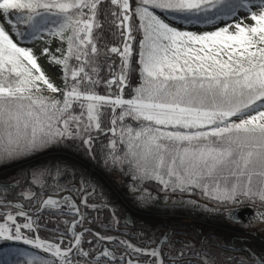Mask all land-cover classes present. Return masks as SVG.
Instances as JSON below:
<instances>
[{
  "label": "snow or ice",
  "instance_id": "6c2138e0",
  "mask_svg": "<svg viewBox=\"0 0 264 264\" xmlns=\"http://www.w3.org/2000/svg\"><path fill=\"white\" fill-rule=\"evenodd\" d=\"M53 152L67 157L40 159ZM81 152L128 178L133 208L156 202L155 182L173 208L231 205L259 243L122 222L74 170ZM9 168L0 264H264V0H0ZM196 192L213 206L183 199Z\"/></svg>",
  "mask_w": 264,
  "mask_h": 264
},
{
  "label": "rangeland",
  "instance_id": "374dc122",
  "mask_svg": "<svg viewBox=\"0 0 264 264\" xmlns=\"http://www.w3.org/2000/svg\"><path fill=\"white\" fill-rule=\"evenodd\" d=\"M67 157L66 153H60V152H53L48 154L45 157ZM45 157H41L40 159L42 160V158ZM68 159L71 161V159H73L74 161H81L80 159L78 160L77 156L73 155L71 157H68ZM52 160V158L50 159ZM54 160V158H53ZM82 162V161H81ZM92 166V164H87L85 167L87 169V171L92 169V177L93 179L95 178L94 175L96 176L97 180H100L102 182V184L107 188L109 194L107 195L106 198H102V200L104 199H108L110 201V204L112 205L113 203L115 205L117 204H121L123 205V207L125 206L126 209H128V211L130 213H133L134 215L139 216V214L141 216H139L140 218L138 219L139 221H142L141 223L147 224L150 228H155L158 230L157 234H159L160 231L162 230H166L168 228V226H176V231L178 233V236L180 239H184V240H192L194 237L196 239H198L197 237V233L200 231H203L204 233H213L216 235H221V236H225V237H236V236H241V229L239 228L238 225L231 223L228 218H226L224 216L223 213V218L220 220L219 219V223H217L216 225L213 224L211 221H209L208 219L205 220L207 217H205L206 215H210V216H218V213L212 214V213H205L202 210H199V212H197L195 214L194 217L199 218V219H192L194 217H192L190 214H188L191 210H193L192 208L186 207V206H178L173 208L171 206V200H175V199H179V195H170L169 200L166 202L165 200V192L161 190L160 186H158L155 183L156 187H151V186H147L148 191L151 193V196L154 198V200L156 202H154L152 204V206L150 208L147 209H135L133 208L132 204H131V200L128 196L127 198V194H125L126 191H123L122 188H120L118 186V182H120V179L118 178V171H112L111 173H107L106 174H102V173H97L95 172V165ZM94 167V168H93ZM0 172H2V174H0V180L4 179L6 176H10L14 173V168H9L6 170H0ZM91 172V171H90ZM95 173V174H94ZM105 175H108V177H105ZM107 179H113L114 180V184L115 186L117 185L118 188H120V190H115L114 188L110 187L109 184L110 182L107 181ZM100 199V197H98ZM99 199H96L97 202H99ZM121 199H124L126 201L123 202ZM183 199H192L195 200L199 203H201V205H212V202H210L209 200H207L206 198H204L199 192H196L192 195H188L185 194V196L183 197ZM223 210H225L227 207H221ZM189 211V212H188ZM160 213V212H164L162 215H155L156 213ZM145 213V214H144ZM155 213V214H154ZM103 217L104 216H109V211L106 210L103 213ZM120 216V215H119ZM121 217V216H120ZM258 227H255L253 229H255L256 231L258 230ZM245 230H252V229H245ZM243 230V231H245ZM253 237H255L254 242L259 243V237L255 236V232H252V236H241L242 239H249L252 240Z\"/></svg>",
  "mask_w": 264,
  "mask_h": 264
},
{
  "label": "trees",
  "instance_id": "16d2710c",
  "mask_svg": "<svg viewBox=\"0 0 264 264\" xmlns=\"http://www.w3.org/2000/svg\"><path fill=\"white\" fill-rule=\"evenodd\" d=\"M97 143H99V141H97ZM75 156H77L78 160L80 159L82 162L81 161H77V160L74 161L73 159H71L70 162H71L72 165H74V170L75 171H77L78 173H82L83 176H85L87 174V169H86L85 166L87 164L89 165V164L93 163L94 161L91 160L89 155H87V154H85L83 152L75 154ZM51 158H52V160H53V158L55 160V159H58L59 157H52L51 156ZM51 158H50V156L49 157H45V158H42V161H51L50 160ZM60 158L62 159L63 157H60ZM94 165H95V163H94ZM95 167H96V169H97V171L99 173H102V174L106 173L100 167H98L96 165H95ZM71 179H72V183L75 184L81 179V176L78 174L74 178H71ZM97 181L99 182V180H97ZM147 186H151L153 188L156 187L155 186V182H151V183L147 184ZM118 212L121 215L123 213V210L118 209ZM137 223L139 224V223H141V221H137ZM137 230L138 229H132V231H137Z\"/></svg>",
  "mask_w": 264,
  "mask_h": 264
},
{
  "label": "bare ground",
  "instance_id": "6f19581e",
  "mask_svg": "<svg viewBox=\"0 0 264 264\" xmlns=\"http://www.w3.org/2000/svg\"><path fill=\"white\" fill-rule=\"evenodd\" d=\"M248 213H244L243 215L244 216H247ZM205 217H207L205 220H209L211 221L212 223L216 224V223H219V220L218 218L214 219V217L210 216V215H206ZM123 230V229H122Z\"/></svg>",
  "mask_w": 264,
  "mask_h": 264
},
{
  "label": "flooded vegetation",
  "instance_id": "af4514ba",
  "mask_svg": "<svg viewBox=\"0 0 264 264\" xmlns=\"http://www.w3.org/2000/svg\"><path fill=\"white\" fill-rule=\"evenodd\" d=\"M253 231L256 233V230H255V229H252V230H245L244 232H251V233H252Z\"/></svg>",
  "mask_w": 264,
  "mask_h": 264
},
{
  "label": "water",
  "instance_id": "95a60500",
  "mask_svg": "<svg viewBox=\"0 0 264 264\" xmlns=\"http://www.w3.org/2000/svg\"><path fill=\"white\" fill-rule=\"evenodd\" d=\"M227 216V215H226Z\"/></svg>",
  "mask_w": 264,
  "mask_h": 264
}]
</instances>
